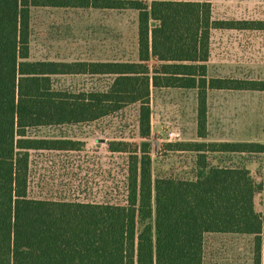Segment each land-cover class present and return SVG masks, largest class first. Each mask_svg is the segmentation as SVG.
Returning a JSON list of instances; mask_svg holds the SVG:
<instances>
[{
	"label": "trees",
	"instance_id": "1",
	"mask_svg": "<svg viewBox=\"0 0 264 264\" xmlns=\"http://www.w3.org/2000/svg\"><path fill=\"white\" fill-rule=\"evenodd\" d=\"M32 7L135 10L137 58L30 61ZM214 29L264 30V22L217 20L210 0H0V264H203L208 233L252 236V264H262L264 221L254 207L262 184L248 169L211 161L213 153L263 154L258 142L167 145L195 154L196 174L187 180L151 179L144 143L133 153L126 205L28 196L29 152L72 149L69 141L30 136V129L93 122L137 103L146 137L150 88H179L196 90V136L203 140L207 91H263V81L207 77ZM54 76L111 79L104 89L72 91L55 89ZM126 146L111 142L108 150Z\"/></svg>",
	"mask_w": 264,
	"mask_h": 264
},
{
	"label": "rangeland",
	"instance_id": "2",
	"mask_svg": "<svg viewBox=\"0 0 264 264\" xmlns=\"http://www.w3.org/2000/svg\"><path fill=\"white\" fill-rule=\"evenodd\" d=\"M142 1L149 4L148 0ZM210 3L212 16L217 20L264 21V0H210ZM137 15V11L130 9L32 7L28 59L135 61ZM214 33L207 77L221 76L224 72L218 68H221L222 62L217 59L227 57L228 61L223 63L225 66L231 64L232 67L227 74L244 69L240 74L246 79L264 83V31L254 34ZM148 64L151 66L154 62L150 60ZM51 79L55 89L75 91L104 89L111 78L54 76ZM195 94L194 89L150 88L149 133L146 137L141 136L137 103L93 122L30 129V136L69 141L72 149L29 152V197L97 205H126L133 153L137 150L140 155L139 151L144 143H147L150 158L151 179H193L196 174L195 154L172 151L167 145L198 140ZM214 98V93L210 91L207 100L208 141L219 140L215 116L212 114ZM232 103L233 122L229 129H238V134L242 135L244 130L241 128L247 129L244 122H251V128L255 127L257 137L264 142V89L258 92L256 98L241 96L233 99ZM241 104L246 105L245 108ZM166 129L176 132L179 135L177 140H168ZM238 134L237 131L233 134L229 132L228 136L234 138ZM111 142L126 143V151H109L108 144ZM211 161L213 164L230 163L249 169L253 179L262 184V190L255 196L254 207L264 221V154H216L211 156ZM136 207H145L140 191L137 192ZM153 247L155 250L159 247L155 235ZM261 257L263 264L264 244ZM252 263V236L219 233L204 235L203 264Z\"/></svg>",
	"mask_w": 264,
	"mask_h": 264
},
{
	"label": "crops",
	"instance_id": "3",
	"mask_svg": "<svg viewBox=\"0 0 264 264\" xmlns=\"http://www.w3.org/2000/svg\"><path fill=\"white\" fill-rule=\"evenodd\" d=\"M149 3H151V0H148ZM212 8V6H211ZM213 15V13H212ZM256 21H263V20H256ZM264 22V21H263ZM214 31L216 32H223L224 34L228 35V34H232V33H245V34H254V33H260L264 30H234V29H214L211 31L210 34V50H209V58L206 62V67H207V73H208V67H209V62L211 60V53H212V45H211V39H212V35H214ZM217 61L222 62L221 63V68H218L219 71L224 72L221 76L217 77V78H237V79H246L245 76L243 74H240V72L242 70H238L237 73H235V71H233V73H229L227 74L226 72L229 70V68L231 67V64H227L225 66L223 62H227L228 58H219L217 59ZM225 66V67H224ZM249 67V66H248ZM247 67V68H248ZM224 68V69H223ZM246 68V67H243ZM243 72V71H242ZM251 80V79H248ZM212 91L214 93V100L215 102L213 103L212 106V114L215 116V123H216V127H217V133L219 135V140H211V142H258L264 145V142L262 140H260V138L257 137L256 135V129L251 128V122H244L245 124H247V129L245 128H241L242 130H244V132H242L241 134H238L239 130L238 129H234L231 131L230 126L232 125L231 123L233 122L231 119V110L234 107L232 100L236 99L238 97L241 96H248L249 98H256L258 92L261 91H237V90H209L207 91V96H206V138L205 139H198L196 141H205V142H209L207 140L208 138V123H207V114H208V107H207V100H208V93ZM242 108H245L246 105L241 104L240 105ZM251 106V105H250ZM195 114H196V94H195ZM242 122V120H241ZM226 124V127H225ZM250 127V128H248ZM232 128V127H231ZM235 131H237L238 136L234 137V138H230L232 136H228V133H235ZM197 137V136H196ZM224 155V154H228V155H252L253 154H245V153H240V154H233V153H213L212 156L214 155ZM264 154V153H263ZM261 155V154H260ZM30 165V163H29ZM220 166H237V167H243L245 169H248L245 166H241V165H237V164H226V165H220ZM249 170V169H248ZM29 177H30V167H29ZM253 178V177H252ZM28 196H29V186H28ZM37 199V198H35ZM42 200H48V199H42ZM53 201H59V200H53Z\"/></svg>",
	"mask_w": 264,
	"mask_h": 264
},
{
	"label": "built area",
	"instance_id": "4",
	"mask_svg": "<svg viewBox=\"0 0 264 264\" xmlns=\"http://www.w3.org/2000/svg\"><path fill=\"white\" fill-rule=\"evenodd\" d=\"M165 134H166V138L170 141H175L177 140L178 138V134L176 132H174L173 130L171 129H166L165 131Z\"/></svg>",
	"mask_w": 264,
	"mask_h": 264
}]
</instances>
